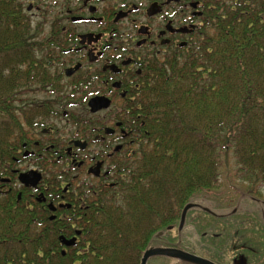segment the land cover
Instances as JSON below:
<instances>
[{"label":"trees","instance_id":"obj_1","mask_svg":"<svg viewBox=\"0 0 264 264\" xmlns=\"http://www.w3.org/2000/svg\"><path fill=\"white\" fill-rule=\"evenodd\" d=\"M39 33L21 0H0V174L10 156L15 99L60 77L36 48ZM133 110L139 157L79 223L77 243L64 249L60 239L73 235L65 226L72 221L50 219L30 196L1 195L0 264H142L150 248H183L186 232L169 226L194 196L218 187L231 154L238 175L251 180L248 202L228 208L225 220L206 213V235L194 230L184 250L217 260V251L233 255L231 245L246 241L248 264H264V0L226 8L197 47L152 76ZM218 224L229 233L221 244ZM149 264L195 263L154 256Z\"/></svg>","mask_w":264,"mask_h":264},{"label":"flooded vegetation","instance_id":"obj_2","mask_svg":"<svg viewBox=\"0 0 264 264\" xmlns=\"http://www.w3.org/2000/svg\"><path fill=\"white\" fill-rule=\"evenodd\" d=\"M41 1L25 6L30 19L34 10L47 13L43 5L49 1L53 20L40 21L39 28L49 29L32 39L41 42L36 48L51 57L47 67L60 77L55 84L37 85L43 94L50 91L48 98H26V91L15 99L17 121L11 129L10 156L2 165L0 196H30L48 210L50 219L72 221L65 226L77 238L74 246L82 232L79 223L110 190L118 189L139 157L140 129L129 124L139 125V116L133 114L139 95L156 72L197 47L237 0ZM97 98L110 104L93 110L90 103ZM24 174L28 183L21 179ZM189 203L194 206L183 226V211L169 226L186 232V239L190 229L206 235V213L226 219L225 212L203 200ZM262 203L264 207V196ZM223 224L217 225L216 244L228 238V228H220ZM231 246L233 255L217 251V260L198 255L216 264H237L238 258L248 264V242Z\"/></svg>","mask_w":264,"mask_h":264},{"label":"rangeland","instance_id":"obj_3","mask_svg":"<svg viewBox=\"0 0 264 264\" xmlns=\"http://www.w3.org/2000/svg\"><path fill=\"white\" fill-rule=\"evenodd\" d=\"M24 3V6H28L29 4H33L34 6L43 4V1L41 0H21ZM49 2V1H48ZM46 2L43 7L45 6V14L41 15L39 12L36 14H33L31 17L32 26L36 27L40 21L45 20L46 22H50L53 20V10H51L52 5L51 3ZM44 19H42V18ZM48 24V23H47ZM45 28V29H44ZM43 30L40 28L39 36L45 35L47 30L49 29L48 26H44ZM50 91L48 90L47 93L43 94L39 91H36L33 94H27L26 98H48L50 97ZM237 165L235 163L234 157L231 154L229 156L228 162L224 165L221 172V178L220 183L217 188H214L213 190H210L208 192H202L198 195H196L194 198H192V201H204V205L208 206H215L220 208V211H227L228 208H238L239 201L244 199L248 202V185L250 184L251 180L248 178V174H245L244 176H239L236 172ZM260 192L261 196H264V185L261 186ZM243 194V195H242ZM258 197V195L253 194ZM242 197V198H240ZM243 200V202H244ZM248 208V204L246 205ZM263 212L261 213L262 219H263ZM264 221V219H263ZM192 228V227H191ZM193 233L194 229H190ZM177 233L173 232V235L171 234V238L175 239ZM193 237V236H192ZM172 239V240H173ZM177 240V239H175ZM181 246L183 248H188L189 245V238H185L183 241H181ZM195 247V245H193ZM182 249V248H181ZM184 250V249H183ZM228 256H230L229 252H226ZM196 254V253H195ZM198 254V253H197Z\"/></svg>","mask_w":264,"mask_h":264},{"label":"water","instance_id":"obj_4","mask_svg":"<svg viewBox=\"0 0 264 264\" xmlns=\"http://www.w3.org/2000/svg\"><path fill=\"white\" fill-rule=\"evenodd\" d=\"M99 103H102V104H99ZM90 104L93 110H97V109H100L101 107H107L110 104V101L106 98H97L91 101ZM26 178H27L26 174L21 176V179L26 181V183H28ZM39 180L40 178L36 179L37 182ZM193 206H194L193 203H189L185 206L183 213H182L180 227L183 226L185 219H186L187 212ZM79 233L80 231H78V234ZM60 238H61L62 243H64L67 246L73 245L76 241V238L67 239L64 236H61ZM154 256H170V257H174L177 259L186 260V261H189L195 264H216L215 262L209 259H206L200 255L185 251L183 249L175 248V247H154V248L148 249L142 258V264H148L149 258L154 257Z\"/></svg>","mask_w":264,"mask_h":264}]
</instances>
